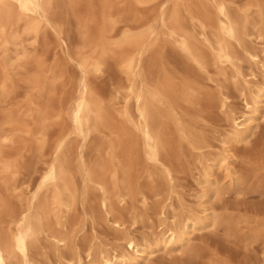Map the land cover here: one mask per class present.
Masks as SVG:
<instances>
[{"label":"rangeland","instance_id":"1","mask_svg":"<svg viewBox=\"0 0 264 264\" xmlns=\"http://www.w3.org/2000/svg\"><path fill=\"white\" fill-rule=\"evenodd\" d=\"M228 1H232L234 12L242 14V8L251 0ZM189 4L193 10H197L202 4L209 7L211 0H189ZM164 5H167V11L173 8L171 0H152L147 4H134L132 0H54L50 9L53 25L43 24L35 42L32 36L22 35L19 39L34 55L31 64L26 68L11 65L14 45L9 47L10 56L6 60L0 50V79L7 81L6 93L0 90V123L12 112L22 127L26 125L34 131L37 126L34 120L37 107L44 108L51 116L46 123L48 141L42 151L31 134H18L13 143L1 148L2 159L16 163L15 184L18 189L15 192L4 190L0 173L2 195L11 211H17L27 203L44 161L53 156L54 141L70 130L66 112L77 93L80 79L77 60L79 51L83 49L84 36L97 38L106 30L103 36L106 43L103 70L91 73L89 82L93 93L109 105L115 121H119L122 118L118 112L124 105L122 97L128 84L119 61L132 47H118L112 42L122 37L127 30L136 33L149 25L159 27ZM182 9V14L188 17L184 7ZM208 10L212 12L211 8ZM248 18L251 23L260 22L256 7L249 11ZM190 29L201 39L197 24ZM57 30L61 32L65 44L61 43ZM143 39L145 43L152 42L145 53L142 68L148 79L161 80L166 76L177 86L185 84L195 90L194 94L190 93L178 101L176 116L183 125L190 127L191 134L188 135L191 138L201 136L205 143L202 148L194 150L187 141L181 140L182 134L177 125H169V136L175 144H180L178 148L184 153L180 160L172 162L173 179L168 180L160 167L141 159L132 171L130 188L136 193L135 197L115 205V216L124 221L121 230H116L106 220L105 213L99 207V191L89 188L86 198L79 196L75 208L66 218L65 231L74 233L81 247L89 244L95 249L103 248L110 252L114 249L128 250V245L122 239L123 233L129 232L140 240L159 238L167 226L173 224V220H180L185 211L191 208L199 211L200 195L205 190V165L198 160L217 156L224 147L222 140L232 128L227 114L219 107L221 93L229 96L228 109L235 116L247 112L242 85L234 77V68L216 63L206 46L199 43L209 59L207 70H203L163 30L157 38L146 34ZM247 41L256 50L264 48V37L260 39L252 36ZM234 48L241 52L242 70L249 74L250 84L256 89L264 81L260 65L250 61L242 47L234 44ZM85 50L88 53L92 51L91 48ZM52 72L56 73L54 81ZM252 72L255 75H251ZM34 77L39 81L38 87H34L35 83L31 80ZM58 112L62 113L61 117H54ZM256 124L248 141L232 144V165L236 177L244 178L243 184L240 187L230 186L229 178L218 169L219 192L214 194L211 191L210 198H203L208 200L205 205L209 209L205 213L200 212V215L218 217L219 223L192 234L190 245L184 250L155 252L148 264H264V232L256 239L251 237L258 223H264V118L258 119ZM4 128L11 127L6 124ZM115 137L109 128H102L92 134L86 142L71 134L67 154L74 168L79 164L81 145L84 144V159L91 163L98 157L102 145ZM76 181L80 194L83 185L78 174ZM142 194L148 197L146 201ZM162 208L166 212V220L160 224L164 216L158 212ZM223 218L233 219L234 223H238L237 228H231L222 221ZM2 219L0 230L5 231L7 217ZM70 253L68 247L60 246L57 249L51 239L44 235L34 249L33 257L40 264H70L60 257L64 255L68 258Z\"/></svg>","mask_w":264,"mask_h":264},{"label":"bare ground","instance_id":"2","mask_svg":"<svg viewBox=\"0 0 264 264\" xmlns=\"http://www.w3.org/2000/svg\"><path fill=\"white\" fill-rule=\"evenodd\" d=\"M54 0H0V50L5 60L10 56V46L14 45L11 65L26 68L34 61V55L27 50L19 39L22 35L32 36L35 42L43 24L53 25L50 9ZM134 4H147L152 0H132ZM173 8L167 11L163 6L159 19V27L146 26L143 30L132 33L125 31L112 44L118 47L130 46L132 50L120 57L119 65L126 75L128 84L124 94V105L118 115L122 118L115 121V116L108 104L97 97L91 88L89 76L91 73L103 70V57L106 53L104 32L97 38L84 36L83 49L79 51L77 66L80 70V79L77 93L67 108L66 119L70 130L59 136L52 146L53 156L44 161V165L35 182V189L27 203L17 211H11L9 204L2 195L0 188V222L7 217V229L0 230V264H40L33 257V251L45 235L50 238L57 249L60 246L68 247L71 253L66 259L70 264H148L155 252L164 250L169 253L181 251L190 245L191 235L196 231L204 230L219 223L218 217H209L205 213L209 207L205 205L214 194L220 190L217 170L220 169L229 178L230 186L240 187L244 178L236 177L233 168L232 144L245 142L254 133L257 120L264 118V81L253 89L249 74L242 70L241 52L234 48V44L242 47L246 57L260 65L264 76V48L256 50L248 45V38L264 37V0H251L242 14L233 11L232 1L211 0L208 7L205 4L197 10L190 7L189 0H171ZM182 7L188 17L182 14ZM256 7L261 20L251 23L249 11ZM208 8L212 9L209 12ZM200 28L198 35L191 31V26ZM144 26V24H143ZM173 40L181 51L203 70H207L209 59L201 50L200 44L206 46L212 59L220 65H230L234 68V77L242 85L247 112L235 116L228 109L229 96L221 93L219 107L227 114L232 124L231 131L222 140L223 150L215 157H201L199 163L205 165L203 183L205 190L200 195L199 211L189 209L180 220L172 221L159 238L140 240L133 234L123 233L122 239L128 245V250L114 249L112 252L103 248H93L89 244L78 246L76 235L65 231L66 218L75 208L79 196L86 198L89 188L100 192L99 207L105 213L106 220L112 223L113 228L121 230L124 221L114 214L116 203H124L127 198H134L136 193L130 188L132 171L139 165L140 160L161 168L168 180L173 179V160H180L184 154L180 144H175L167 132L170 124H175L182 134V141H187L192 149L203 147L204 139L201 136L191 138L190 127L181 123L176 116L178 101L187 95L194 94V89L188 85L177 86L168 77L163 76L148 79L142 68L145 53L152 42L145 43L144 36L157 38L161 32ZM59 39L65 44L64 38L58 31ZM200 40V41H199ZM199 41V42H198ZM200 43V44H199ZM19 44V45H18ZM91 48L88 53L85 49ZM224 74V72H222ZM251 75H255L254 72ZM39 78V75L37 76ZM32 78L38 87V79ZM53 81L56 73L52 72ZM256 77V76H253ZM41 89V87H40ZM0 90L7 91V81L0 79ZM61 112L54 117H61ZM62 114V113H61ZM51 118L42 107H37L34 120L37 123L34 131L20 124L14 113L6 115L0 123V173L2 187L5 191L15 192L16 163L2 159V147L14 142L18 134H31L36 138L40 151L47 144V120ZM63 118V117H62ZM10 125V129L4 125ZM21 125V126H20ZM102 128H109L115 134V139L105 142L100 148L98 157L91 163L84 159V144L81 145L78 160L73 162L67 154L68 140L71 134L86 140ZM210 161V163H209ZM263 168V167H262ZM76 174L82 180V192L79 194ZM264 177V175H262ZM158 194V193H157ZM146 201L148 197L142 194ZM163 215L161 223L166 220V212L162 208L158 212ZM231 228H237L231 218H223ZM264 232V223L260 222L251 233L256 239ZM83 253V254H82Z\"/></svg>","mask_w":264,"mask_h":264}]
</instances>
